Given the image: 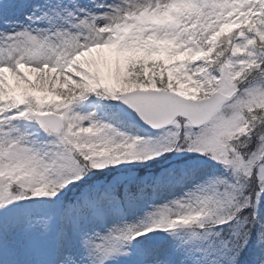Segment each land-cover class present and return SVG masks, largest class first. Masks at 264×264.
<instances>
[{"label": "snow or ice", "instance_id": "snow-or-ice-1", "mask_svg": "<svg viewBox=\"0 0 264 264\" xmlns=\"http://www.w3.org/2000/svg\"><path fill=\"white\" fill-rule=\"evenodd\" d=\"M0 264H264V0H0Z\"/></svg>", "mask_w": 264, "mask_h": 264}]
</instances>
